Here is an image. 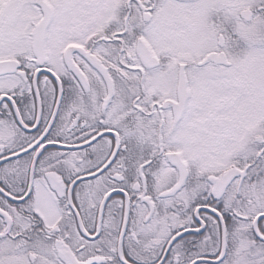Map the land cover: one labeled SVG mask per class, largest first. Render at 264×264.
Masks as SVG:
<instances>
[{
	"label": "snow or ice",
	"instance_id": "obj_1",
	"mask_svg": "<svg viewBox=\"0 0 264 264\" xmlns=\"http://www.w3.org/2000/svg\"><path fill=\"white\" fill-rule=\"evenodd\" d=\"M0 264H264V0H0Z\"/></svg>",
	"mask_w": 264,
	"mask_h": 264
}]
</instances>
